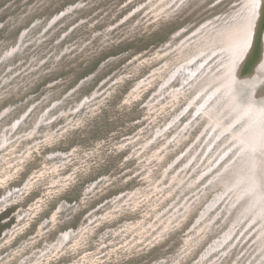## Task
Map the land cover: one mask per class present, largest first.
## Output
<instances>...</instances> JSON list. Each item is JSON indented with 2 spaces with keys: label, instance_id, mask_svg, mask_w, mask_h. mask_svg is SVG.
Returning <instances> with one entry per match:
<instances>
[{
  "label": "rangeland",
  "instance_id": "1",
  "mask_svg": "<svg viewBox=\"0 0 264 264\" xmlns=\"http://www.w3.org/2000/svg\"><path fill=\"white\" fill-rule=\"evenodd\" d=\"M262 50L264 0H0V264H264Z\"/></svg>",
  "mask_w": 264,
  "mask_h": 264
},
{
  "label": "bare ground",
  "instance_id": "2",
  "mask_svg": "<svg viewBox=\"0 0 264 264\" xmlns=\"http://www.w3.org/2000/svg\"><path fill=\"white\" fill-rule=\"evenodd\" d=\"M253 1V0H252ZM235 54V53H234ZM255 54V53H254ZM262 56H261V58H260V60H259V64H260V66H261V68L264 66V51L262 50ZM243 57V56H242ZM247 59L248 58H245V60H244V62L241 64V66H239V71H237V73L239 74V76H240V72H241V70L242 69H244L246 66V61H247ZM263 62H262V61ZM261 61V62H260ZM258 64V63H257ZM253 65H254V67H253ZM252 66V67H251ZM248 67L250 68V71H252L251 73H252V78H255V77H257V76H259V78H258V80L257 81H255L254 83H251L252 84V86H253V89L255 90V91H257V92H259L260 90H258V88H257V84H259V86L258 87H260L261 85H263V87H262V90H261V92H259V94H261V95H264V72H262V69H259V66H257V65H255L253 62H249V65H248ZM251 73H250V75H251ZM246 75V74H245ZM249 76V75H248ZM248 76H246L247 78H248ZM246 77H244V78H246ZM249 79V78H248ZM255 79H257V78H255ZM245 80V79H244ZM243 80V81H244ZM247 80V79H246ZM235 82V81H234ZM244 86V85H243ZM243 86H241L240 85V87H239V90H240V93H238L239 95V99H238V101H241V104H242V106H240L239 108L241 109L242 107H244L245 106V102H246V98H247V94H248V90H246ZM252 86H251V88H252ZM257 88V89H256ZM251 91V90H250ZM249 91V92H250ZM254 92V91H253ZM252 92V93H253ZM251 97V96H250ZM262 158V157H261ZM262 159L260 160V163H261V168H260V171L262 172V178L264 179V165H263V163H262ZM259 174H260V172H259ZM262 180V179H261ZM261 180H259V182L261 181ZM260 203V202H259ZM255 209V208H254Z\"/></svg>",
  "mask_w": 264,
  "mask_h": 264
}]
</instances>
